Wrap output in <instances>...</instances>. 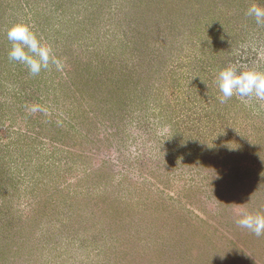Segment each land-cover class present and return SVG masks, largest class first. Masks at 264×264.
<instances>
[{
  "label": "rangeland",
  "instance_id": "obj_1",
  "mask_svg": "<svg viewBox=\"0 0 264 264\" xmlns=\"http://www.w3.org/2000/svg\"><path fill=\"white\" fill-rule=\"evenodd\" d=\"M260 2L0 0V264H264L235 223L264 212V107L215 84L264 69ZM17 22L62 71L9 61Z\"/></svg>",
  "mask_w": 264,
  "mask_h": 264
},
{
  "label": "clouds",
  "instance_id": "obj_2",
  "mask_svg": "<svg viewBox=\"0 0 264 264\" xmlns=\"http://www.w3.org/2000/svg\"><path fill=\"white\" fill-rule=\"evenodd\" d=\"M264 0L252 3L246 10V16L255 20L258 26H264ZM7 39L11 44L8 59L24 65L29 75L37 76L42 70L54 65L57 71L63 70V63L55 56L50 45L24 22H17L8 28ZM249 45H242L246 52ZM255 50V49H253ZM237 56L241 52L236 53ZM264 60V55L258 54V61ZM215 84L219 91L220 103H225L233 97L238 98L246 107L257 111L264 107V69L254 65L242 63L240 59L230 62L219 69L215 75ZM33 105L31 112L41 111ZM235 223L257 237L264 236V212L241 210Z\"/></svg>",
  "mask_w": 264,
  "mask_h": 264
}]
</instances>
